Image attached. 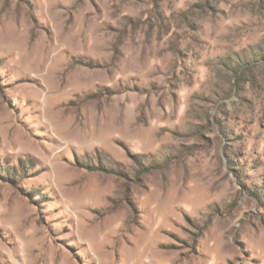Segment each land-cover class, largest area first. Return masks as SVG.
<instances>
[{"label":"rangeland","instance_id":"obj_1","mask_svg":"<svg viewBox=\"0 0 264 264\" xmlns=\"http://www.w3.org/2000/svg\"><path fill=\"white\" fill-rule=\"evenodd\" d=\"M0 264H264V0H0Z\"/></svg>","mask_w":264,"mask_h":264}]
</instances>
